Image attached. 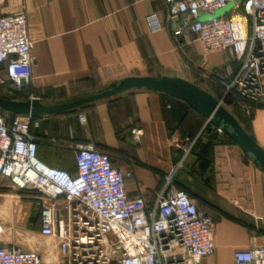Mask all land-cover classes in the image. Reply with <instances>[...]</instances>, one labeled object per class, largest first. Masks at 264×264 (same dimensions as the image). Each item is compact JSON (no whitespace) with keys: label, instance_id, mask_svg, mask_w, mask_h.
Returning <instances> with one entry per match:
<instances>
[{"label":"crops","instance_id":"obj_1","mask_svg":"<svg viewBox=\"0 0 264 264\" xmlns=\"http://www.w3.org/2000/svg\"><path fill=\"white\" fill-rule=\"evenodd\" d=\"M20 9L33 42L31 77L21 87L8 85L1 66V96L37 98L51 105L102 90L126 76L182 77L221 100L264 149V98L245 100L235 91L227 94L224 86L243 58L231 49L204 52L190 31L174 36L180 20L168 18L166 0H0V15ZM35 119L39 124L31 131L37 157L47 165L74 175L75 152L69 145L91 144L109 154L113 167L130 173L125 176L127 195H142L149 204L171 175L173 185L213 218L215 249L202 264H233L236 249L264 243V172L184 101L130 89ZM22 205L30 210L31 201L0 191L2 218L12 220L9 212ZM39 227L38 216V234ZM30 233L23 247L39 251L46 263L58 262L56 241L39 242Z\"/></svg>","mask_w":264,"mask_h":264},{"label":"built area","instance_id":"obj_2","mask_svg":"<svg viewBox=\"0 0 264 264\" xmlns=\"http://www.w3.org/2000/svg\"><path fill=\"white\" fill-rule=\"evenodd\" d=\"M235 2L237 11L215 16ZM173 31L198 36L204 52L233 50L243 63L224 83L242 99L264 98V0H166ZM210 16L203 19V16ZM152 29L159 25L149 18ZM33 42L24 9L0 15V64L7 79L21 87L31 77ZM3 81H0V83ZM38 120L0 114V181L12 190L36 191L39 234L56 241L59 260L46 263L41 253L0 241V264H202L213 254V218L165 176L152 204L142 195L129 197L125 176L107 153L91 144H70L76 174L45 164L37 157L31 131ZM223 133L221 128H217ZM63 202L59 204V200ZM233 264H264V243L233 252Z\"/></svg>","mask_w":264,"mask_h":264},{"label":"water","instance_id":"obj_3","mask_svg":"<svg viewBox=\"0 0 264 264\" xmlns=\"http://www.w3.org/2000/svg\"><path fill=\"white\" fill-rule=\"evenodd\" d=\"M209 17L205 15L203 19ZM139 88L165 93L184 101L191 108L203 114L209 122L221 128L252 160L253 164L264 172V149L249 135L236 117L221 104V100L182 77L126 76L102 90L75 100L51 105L43 104L37 98L16 100L0 95V109L8 112V123L10 124L15 115L38 118L42 114L63 112L85 103Z\"/></svg>","mask_w":264,"mask_h":264},{"label":"rangeland","instance_id":"obj_4","mask_svg":"<svg viewBox=\"0 0 264 264\" xmlns=\"http://www.w3.org/2000/svg\"><path fill=\"white\" fill-rule=\"evenodd\" d=\"M233 11H237L235 8V2L229 1L226 7L218 10L215 13V16H221L225 13H231ZM6 83L10 85L11 82L6 79ZM6 184L7 181H0V191H12L18 193L22 201H31V208L29 210L24 207V205H22L23 207H15L9 212L12 220L8 218H2V215H0V241L2 242V240H7V242H9L8 244H17L23 247L27 245L28 234H32L30 233L32 231L35 233L37 232L35 227L38 223V216L40 212V204H38L37 198L40 194H38L36 191L30 190L14 191L7 188ZM58 202L60 204L63 202V200L60 199ZM33 236L39 242L49 240L38 233Z\"/></svg>","mask_w":264,"mask_h":264},{"label":"trees","instance_id":"obj_5","mask_svg":"<svg viewBox=\"0 0 264 264\" xmlns=\"http://www.w3.org/2000/svg\"><path fill=\"white\" fill-rule=\"evenodd\" d=\"M5 64H0V67L1 66H4ZM1 73V72H0ZM4 77H6L7 78V74H6V72H5V75H4ZM10 84H12V82L10 83ZM228 93H231V92H228ZM227 93V94H228ZM8 98V97H7ZM18 98V97H17ZM17 98H12L11 97V99H17ZM59 113V112H58ZM0 114H2L3 116H5L7 119H8V112L7 111H5V110H1L0 109ZM214 138H215V136H214ZM226 139L228 140V141H230V142H232V140L229 138V137H226ZM37 141V140H36ZM105 153V152H104ZM109 155V154H108ZM110 157V156H109Z\"/></svg>","mask_w":264,"mask_h":264}]
</instances>
